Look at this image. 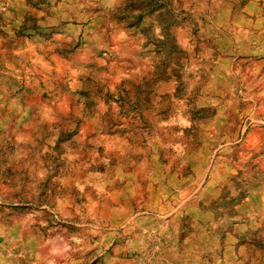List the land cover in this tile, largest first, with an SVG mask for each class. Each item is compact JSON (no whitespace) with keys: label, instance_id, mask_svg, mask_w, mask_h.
I'll return each instance as SVG.
<instances>
[{"label":"clouds","instance_id":"obj_1","mask_svg":"<svg viewBox=\"0 0 264 264\" xmlns=\"http://www.w3.org/2000/svg\"><path fill=\"white\" fill-rule=\"evenodd\" d=\"M0 264H264V0H0Z\"/></svg>","mask_w":264,"mask_h":264}]
</instances>
